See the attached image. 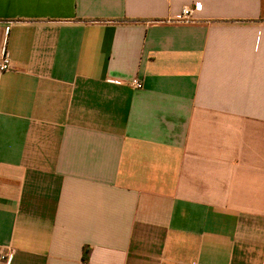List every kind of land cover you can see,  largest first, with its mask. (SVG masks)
<instances>
[{
  "label": "crops",
  "instance_id": "0c3cea01",
  "mask_svg": "<svg viewBox=\"0 0 264 264\" xmlns=\"http://www.w3.org/2000/svg\"><path fill=\"white\" fill-rule=\"evenodd\" d=\"M4 55L11 264H264V0H0Z\"/></svg>",
  "mask_w": 264,
  "mask_h": 264
},
{
  "label": "built area",
  "instance_id": "2783aa9c",
  "mask_svg": "<svg viewBox=\"0 0 264 264\" xmlns=\"http://www.w3.org/2000/svg\"><path fill=\"white\" fill-rule=\"evenodd\" d=\"M201 10L200 3H195L193 6H184L181 13L175 17L169 19L171 23H194L197 21L195 13ZM12 68L10 59L4 55L0 61V70H7ZM132 85L136 88L143 86L142 81L139 78H134L131 81ZM14 255V250L10 247L0 249V264H11Z\"/></svg>",
  "mask_w": 264,
  "mask_h": 264
},
{
  "label": "trees",
  "instance_id": "16d2710c",
  "mask_svg": "<svg viewBox=\"0 0 264 264\" xmlns=\"http://www.w3.org/2000/svg\"><path fill=\"white\" fill-rule=\"evenodd\" d=\"M86 255H87V250L85 251L84 259H86V257H87Z\"/></svg>",
  "mask_w": 264,
  "mask_h": 264
}]
</instances>
